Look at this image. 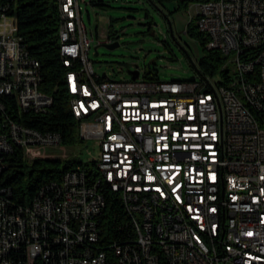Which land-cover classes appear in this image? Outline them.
<instances>
[{"label": "built area", "instance_id": "obj_1", "mask_svg": "<svg viewBox=\"0 0 264 264\" xmlns=\"http://www.w3.org/2000/svg\"><path fill=\"white\" fill-rule=\"evenodd\" d=\"M190 2L207 48L226 55L222 68L236 62L228 80L202 68L149 79L138 64L136 78L99 73L80 0H58L65 81L80 136L98 141L99 156L43 185L29 206L0 184V264H264V0ZM8 8L0 1V177L14 146L27 155L63 138L19 119L53 101ZM105 181L131 202L143 240L108 235Z\"/></svg>", "mask_w": 264, "mask_h": 264}, {"label": "trees", "instance_id": "obj_2", "mask_svg": "<svg viewBox=\"0 0 264 264\" xmlns=\"http://www.w3.org/2000/svg\"><path fill=\"white\" fill-rule=\"evenodd\" d=\"M0 1L9 2L8 12L16 16L17 32L24 37L31 53L41 61L42 81L40 88L49 93L47 94V101H53L48 112L26 113L19 119L42 130L57 129L62 133L63 144H72L78 137L79 120L72 113L70 96L65 81L69 68L65 64V57L60 55L58 0ZM91 1L105 4L103 1ZM178 1L180 4L188 5L191 0ZM193 19L197 20V15L192 16L188 21L186 30L188 33L196 35L204 49L203 55L199 58L200 67L214 75L222 67L226 55L220 49L207 48L208 36L200 29L197 21L193 23ZM114 33L111 28L108 36L117 38ZM220 71L225 80H228L227 68H221ZM145 77L157 78L156 69L147 68ZM7 155L0 184L10 187L13 199L21 204H28L43 185L61 180L66 170L84 163L79 158L57 156H37L28 160L23 148L19 146H14ZM105 190L107 196L105 209L107 210L105 215L107 222L105 224L108 235L115 239L132 237L134 231L121 199L114 190L110 188H105Z\"/></svg>", "mask_w": 264, "mask_h": 264}, {"label": "rangeland", "instance_id": "obj_3", "mask_svg": "<svg viewBox=\"0 0 264 264\" xmlns=\"http://www.w3.org/2000/svg\"><path fill=\"white\" fill-rule=\"evenodd\" d=\"M97 1L105 4L80 0L83 18L97 37L90 52L97 72L107 71L117 79L131 78L130 70L138 64L142 75L146 74L147 68H152L156 69L160 79H184L201 69L199 58L204 49L196 35L186 30L188 21L196 14L194 2L186 5L178 0ZM193 20L196 23L197 20ZM111 28L116 31L115 39L119 41L114 48L99 42L104 32ZM228 67V73L233 75L235 60L230 61ZM220 69L213 76L215 80H225ZM77 134L72 144L35 146L27 149L26 156L32 160L33 155L46 153L45 156L74 157L91 164L99 156L98 141L81 138L79 128Z\"/></svg>", "mask_w": 264, "mask_h": 264}, {"label": "bare ground", "instance_id": "obj_4", "mask_svg": "<svg viewBox=\"0 0 264 264\" xmlns=\"http://www.w3.org/2000/svg\"><path fill=\"white\" fill-rule=\"evenodd\" d=\"M64 56V55H61ZM65 57V56H64ZM66 59V57H65ZM65 64H66V60H65ZM67 88H68V93L70 96V105L72 108V113L74 114V116L78 119V113H77V107L75 105V100L73 99V96L71 95V83H67ZM49 94V93H47ZM250 117H257V109H250ZM262 129H264V121H262ZM8 157V155H7ZM105 188L107 189H112L114 190V192L117 194V196H119V188L116 182H112V181H105ZM123 206L126 209V212L128 213L129 216V221L131 224V227L134 231V237L136 240H143V224L141 222L140 217L134 212L132 211V204L129 200L126 199H121ZM21 204V203H20ZM22 206H29L27 204H21Z\"/></svg>", "mask_w": 264, "mask_h": 264}, {"label": "water", "instance_id": "obj_5", "mask_svg": "<svg viewBox=\"0 0 264 264\" xmlns=\"http://www.w3.org/2000/svg\"><path fill=\"white\" fill-rule=\"evenodd\" d=\"M104 44L110 48H114L115 46L119 45V41L114 39L112 41H106V42H104ZM98 53L99 52H98L97 46H96L95 55H97ZM130 72H131L132 78H136L139 76V70L138 69H132V70H130ZM103 74H105V72Z\"/></svg>", "mask_w": 264, "mask_h": 264}, {"label": "crops", "instance_id": "obj_6", "mask_svg": "<svg viewBox=\"0 0 264 264\" xmlns=\"http://www.w3.org/2000/svg\"><path fill=\"white\" fill-rule=\"evenodd\" d=\"M114 32H115L114 35H116V34H117L116 31H114ZM99 33H100V32H99ZM104 34H105V35H104L103 38H99V36H100V34H99V36H98L99 40H104V39L106 38V35L109 34V30L105 31Z\"/></svg>", "mask_w": 264, "mask_h": 264}]
</instances>
